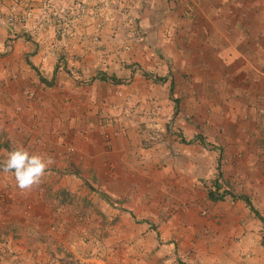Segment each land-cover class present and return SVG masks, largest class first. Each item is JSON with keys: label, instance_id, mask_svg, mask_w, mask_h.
I'll use <instances>...</instances> for the list:
<instances>
[{"label": "rangeland", "instance_id": "obj_1", "mask_svg": "<svg viewBox=\"0 0 264 264\" xmlns=\"http://www.w3.org/2000/svg\"><path fill=\"white\" fill-rule=\"evenodd\" d=\"M45 10L43 29L52 31L43 38L36 34L40 20H32L28 11L19 21L7 19L9 11L0 9L1 56L6 54V43L12 44L15 49L9 47L7 60L14 65L23 62L31 51L23 48L25 42L36 45L49 44L48 39L50 44L57 41L50 53L56 66L67 71L68 105L77 91L85 96L96 93L82 86L92 81L100 84L99 79L92 78L98 70H131L134 77L105 82L99 97L87 100L90 118L94 127L112 133L122 131L127 137L128 150L133 151L118 155V159L126 156L131 163L148 156L152 160L146 167L150 174L137 172L133 165L128 179L116 180L109 192L95 180L72 174L50 195L55 200L52 218L40 215L33 230L25 231L28 245L38 242V253H31L32 259L26 256L23 264H264V220L238 197L247 195L264 218V163L244 164L242 179L223 174L224 148L217 139L221 131L215 130L207 99L197 96L191 87L178 92L175 67L156 49L158 46L152 47L153 42L141 43L140 35L131 28V19L121 17L114 69L95 60L99 57L105 62L107 55L99 51V36L80 35L73 26L80 19H57ZM12 25H29L32 31L23 37L14 32L11 36L4 34ZM134 38L139 41L138 47ZM136 56L138 60L133 59ZM145 73L168 76L155 81ZM83 78L89 81L81 82ZM56 82L52 77L47 87L60 92L63 88ZM173 97L178 98L174 112ZM75 105L69 106L73 113L77 111ZM248 151L249 145L241 149L243 161ZM209 191H214L213 196ZM231 224L227 232L226 226ZM211 228L213 234L208 233ZM11 264L17 262L12 260Z\"/></svg>", "mask_w": 264, "mask_h": 264}, {"label": "crops", "instance_id": "obj_2", "mask_svg": "<svg viewBox=\"0 0 264 264\" xmlns=\"http://www.w3.org/2000/svg\"><path fill=\"white\" fill-rule=\"evenodd\" d=\"M87 1L90 6L96 0ZM122 2L124 4L117 2L118 7L106 9V15L100 18L85 15L80 23L73 25L80 35L96 34L100 37L98 48L107 58L105 62L99 57L95 60L115 69L121 17L123 20L128 17L131 28L140 35L141 43L153 42L152 47L158 46L156 49L164 53L171 67H175L178 92L191 87L197 96L207 99L215 130L221 131L217 139L224 148L223 174L242 179L244 164L264 163V0ZM46 4L47 0H0V9L5 12L28 11L32 20L41 22L36 34L46 38V33L50 35L52 31L43 29L41 21ZM12 26H7L5 32L2 29L1 33L11 36L14 32L23 37L27 31H32L29 25ZM134 39V46L138 47L139 41ZM46 43L50 44L49 39ZM49 44L25 42L23 48L31 51L26 52L23 62L14 65L13 61L7 60L12 44L6 43V54L3 57L0 54V65H3L0 69V166L12 148L18 145H23L30 153L46 154L53 160L41 183L30 191L17 188L11 173L0 172V264H11L12 260L23 264L26 256L38 253L35 245L38 242L28 245L24 233L33 230L40 215L44 219L52 218L55 200L50 195L54 194L55 188L65 185V180H69L72 174L95 180L109 192L116 180L128 179L129 167L135 165L137 172L144 173L152 160L148 156L131 163L126 156L118 159V155L133 151L128 150L127 137L122 131L112 133L92 124L87 100L91 97L92 101L96 100L105 82H117L108 79L99 80L100 84H97L92 81L82 87L93 89L95 94L85 96L77 91L70 98L72 103H66L65 99L70 95L66 90L69 84L65 76L67 71L56 66L57 61L50 53L58 42ZM14 49L12 45L11 51ZM104 72L119 77L120 82L126 77H134L131 70L126 69L122 73ZM94 75L92 78L97 79ZM52 77L57 80V86L63 88L60 92L48 89ZM72 105H75L76 113L71 111L69 106ZM247 145L250 151L243 161L241 149ZM217 150L220 152V146ZM231 226H226L227 232ZM205 228L207 230L209 224ZM211 230L209 234H213Z\"/></svg>", "mask_w": 264, "mask_h": 264}, {"label": "clouds", "instance_id": "obj_3", "mask_svg": "<svg viewBox=\"0 0 264 264\" xmlns=\"http://www.w3.org/2000/svg\"><path fill=\"white\" fill-rule=\"evenodd\" d=\"M53 160L42 153H30L23 145L14 146L0 166V172L11 173L15 186L30 191L41 183Z\"/></svg>", "mask_w": 264, "mask_h": 264}, {"label": "built area", "instance_id": "obj_4", "mask_svg": "<svg viewBox=\"0 0 264 264\" xmlns=\"http://www.w3.org/2000/svg\"><path fill=\"white\" fill-rule=\"evenodd\" d=\"M120 1L124 4L122 0H96L90 7L87 0H47L45 7L54 18L59 19L62 16L69 20H75L81 19L85 15L100 18L106 12L107 7H115L114 4ZM27 13L26 10L9 11L7 19L21 21Z\"/></svg>", "mask_w": 264, "mask_h": 264}, {"label": "trees", "instance_id": "obj_5", "mask_svg": "<svg viewBox=\"0 0 264 264\" xmlns=\"http://www.w3.org/2000/svg\"><path fill=\"white\" fill-rule=\"evenodd\" d=\"M29 64L31 65V67H33V68L36 69V67L33 66L30 62H29ZM145 74H147L148 77L154 79L155 81H157V80L160 81V80H163V79H164V74H163V75H159V76H157V75H151V74H149V73H145ZM94 77H96V78L99 79V80H108V79H110V80L113 81V82H120V78H119V77L115 76L114 74H106L104 71H97V73L94 75ZM39 78H40L41 80H43V81H48V83L50 82L49 79L47 80V79H45V78L42 77V76H39ZM172 99H173V112H174V110H176V107H177L178 98L173 97ZM177 134L179 135V137H180V139H181L182 141H186L185 138H184V136L181 134L180 131H177ZM189 140H190V139H189ZM189 140H188V141H189ZM215 185H217L216 182H215ZM213 193H214V191H209V192H208V194H209L210 196H213ZM219 195H221V194H219ZM238 197H240V198L246 203V205L249 207V209H250L251 211H253V213H254L259 219H261V221H262V218H261L259 212H258L257 209L253 206V204H252L250 198H249L247 195H245V194H240V195H238Z\"/></svg>", "mask_w": 264, "mask_h": 264}]
</instances>
